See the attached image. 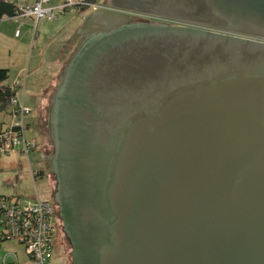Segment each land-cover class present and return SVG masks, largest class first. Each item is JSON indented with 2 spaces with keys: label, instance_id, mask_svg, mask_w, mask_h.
<instances>
[{
  "label": "water",
  "instance_id": "obj_1",
  "mask_svg": "<svg viewBox=\"0 0 264 264\" xmlns=\"http://www.w3.org/2000/svg\"><path fill=\"white\" fill-rule=\"evenodd\" d=\"M108 5L167 23L86 42L52 97L72 264H264V0Z\"/></svg>",
  "mask_w": 264,
  "mask_h": 264
},
{
  "label": "rangeland",
  "instance_id": "obj_2",
  "mask_svg": "<svg viewBox=\"0 0 264 264\" xmlns=\"http://www.w3.org/2000/svg\"><path fill=\"white\" fill-rule=\"evenodd\" d=\"M35 1L33 0L34 3ZM49 1V6H59L66 0ZM96 1L97 5H94L85 0L86 5L83 6L87 7L86 11L80 10L81 6H75L74 9L59 13L53 21L41 20L37 23L35 19L29 18L28 20L31 21L29 30L22 28L21 35L18 31L17 37L12 27H10L12 31L7 34L0 30V69L9 70V79L6 81L8 85L13 86L17 81L22 84L19 89L20 97L24 105L31 110L26 117L27 125H31L26 132V137L36 143L29 155L16 152L0 158V197L21 198L23 201L31 202L41 198L53 205L57 216L56 183L49 161L54 156V146L48 131L47 118L52 97L63 73L58 75L57 70L54 73L53 70L57 69L59 64L47 66L46 60L48 55L53 57V53L59 51L55 50V47L57 48L67 39L63 37L57 43L55 42V46L50 45L51 47L49 43L59 25L69 24L71 28H76L77 25L87 27L90 25L89 18L94 15V12L112 10L108 7L110 5L106 0ZM18 21L22 26L26 18H20ZM9 24L7 23L6 27ZM90 28L93 31L99 29V26H89L88 29ZM81 40H84L83 37ZM3 122H10L7 111L0 113V123ZM35 174L37 176L34 177ZM59 229V235L54 243L53 263L72 264V248L61 226ZM7 252L17 253L21 264L28 263L24 248L17 241L11 240L5 244L1 250V256L6 255Z\"/></svg>",
  "mask_w": 264,
  "mask_h": 264
},
{
  "label": "built area",
  "instance_id": "obj_3",
  "mask_svg": "<svg viewBox=\"0 0 264 264\" xmlns=\"http://www.w3.org/2000/svg\"><path fill=\"white\" fill-rule=\"evenodd\" d=\"M83 5H86L85 0H66L57 9L48 7L49 0H37L31 6H19L20 12L14 19L32 18L37 23L41 20L53 21L59 13ZM12 87L16 94L8 110L10 122L0 123V158L16 152L29 155L36 146L33 140L26 137V117L31 110L20 97L19 89L22 84L17 81ZM23 88L25 89V84ZM57 236L56 211L49 201L37 198L31 202L21 198L0 197V264H21L15 252H7L1 256L3 246L11 240L17 241L24 248L28 257V263L24 264H54V243Z\"/></svg>",
  "mask_w": 264,
  "mask_h": 264
},
{
  "label": "crops",
  "instance_id": "obj_4",
  "mask_svg": "<svg viewBox=\"0 0 264 264\" xmlns=\"http://www.w3.org/2000/svg\"><path fill=\"white\" fill-rule=\"evenodd\" d=\"M10 1H17L19 6H25V7L35 4L33 2V0H10ZM49 3H50V1H49ZM62 6L63 5L48 6V7L58 9ZM81 14H83V13H81ZM95 15H97V12L96 13L94 12V15L91 18H89V20H90L89 26H97V23L93 22V20H92L93 17H95ZM28 19L29 18H26V21L21 26L18 20L12 19V18H5L0 22V30H2L4 34H7V33L11 32L14 28L15 37H17L18 31L20 32V35H21L22 28L27 29V31L29 30L28 28H30V26H31V21ZM85 21H86V19H85ZM7 23H10V24H9V26L6 27ZM68 25H65V24L59 25L54 32V36H52V38H50L52 40L51 43H49V47H51V46H55L54 45L55 42L57 43L63 37H65L67 39L66 42H62L61 45L58 46L57 48L55 47V50H59V51L56 53L54 52L53 57H52V55L51 56L48 55L47 60H46L47 66H50V65L55 66V64H59V67L57 69L53 70L54 73L57 70L58 75L63 72L64 66L67 65L70 62V60L72 59L73 55L76 52V49L79 47V45L82 42L81 38L83 37V39H85L86 34L91 31V28L88 29L89 26L83 27V26L77 25L76 28H71ZM15 26H16V28H15ZM10 27H12V30H10ZM19 27H21V28L19 29ZM5 85H8V84L5 83ZM9 86H11V85H9ZM30 126L31 125L29 124L28 130L31 128Z\"/></svg>",
  "mask_w": 264,
  "mask_h": 264
},
{
  "label": "flooded vegetation",
  "instance_id": "obj_5",
  "mask_svg": "<svg viewBox=\"0 0 264 264\" xmlns=\"http://www.w3.org/2000/svg\"><path fill=\"white\" fill-rule=\"evenodd\" d=\"M106 1L108 4L111 2V0H106ZM137 18H143V17L136 16V15L130 14V13H125V12L113 10V9L107 10L106 12H103V11L97 12V15H95V17H93L92 20H93V22L97 23V25L99 26V29H94L93 31H90L89 33L86 34L85 41L82 42L79 45V48L76 49V52H75L72 60L76 57V55L78 54V52L81 50V48L84 46V44L86 42H90L91 40L93 41V39L96 36H98L102 33L109 32V31H112V30H114L120 26L132 24L135 22H147V23H152V24H166L167 23L165 21L153 20V19L151 20L148 18H143L140 21V20H137ZM173 25H176V24L173 23ZM53 141H54V137H53ZM54 143H55V141H54ZM53 160H54V156H53V158H51L49 160L51 162V169L53 167ZM54 178H55V176H54ZM57 217H58L57 223H58V228H59L60 226H62V221L60 220L59 213H58ZM59 231H60V229H58V235H59Z\"/></svg>",
  "mask_w": 264,
  "mask_h": 264
},
{
  "label": "trees",
  "instance_id": "obj_6",
  "mask_svg": "<svg viewBox=\"0 0 264 264\" xmlns=\"http://www.w3.org/2000/svg\"><path fill=\"white\" fill-rule=\"evenodd\" d=\"M88 1L91 4L97 5L96 0H88ZM80 10L86 11L87 7L81 6ZM19 12H20V8H19L17 1L0 0V22L5 18L14 19L15 17L18 16ZM137 19L141 21V19H143V18H137ZM69 65H70V62L66 65V67H64V70L62 72V73H64V75H66V71H67ZM8 79H9V70L0 69V113L3 111L8 112V110L10 109L11 100L16 94V91L14 90V88L12 86L5 85V83ZM59 87H61V86H59ZM59 89L60 88H58V91H59ZM58 91H57V94H58ZM57 94H56V96H57ZM56 96L54 98V102H55ZM53 109H54V103H53ZM52 120H53V111L51 112V125L53 128V121ZM53 146H54L53 147V149H54L53 153L55 154L54 141H53ZM50 166H51V164H50ZM56 217H57V214H56ZM61 227H62V231H63V224Z\"/></svg>",
  "mask_w": 264,
  "mask_h": 264
}]
</instances>
